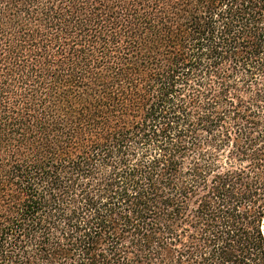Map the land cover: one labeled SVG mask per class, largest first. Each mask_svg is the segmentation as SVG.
Here are the masks:
<instances>
[{"label":"trees","instance_id":"trees-1","mask_svg":"<svg viewBox=\"0 0 264 264\" xmlns=\"http://www.w3.org/2000/svg\"><path fill=\"white\" fill-rule=\"evenodd\" d=\"M0 264H264V0H0Z\"/></svg>","mask_w":264,"mask_h":264}]
</instances>
